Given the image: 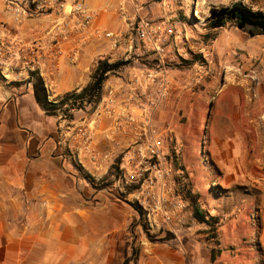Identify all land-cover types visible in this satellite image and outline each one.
I'll return each instance as SVG.
<instances>
[{
  "label": "rangeland",
  "instance_id": "374dc122",
  "mask_svg": "<svg viewBox=\"0 0 264 264\" xmlns=\"http://www.w3.org/2000/svg\"><path fill=\"white\" fill-rule=\"evenodd\" d=\"M83 1L94 9L108 7L107 13L101 12L104 31L122 28L115 12L117 0ZM184 1L197 6L199 19L192 15L188 37L181 44V52L187 60L169 68L166 76L172 89L156 108L154 119L160 125H169L176 137L180 165L186 170L181 181L187 186L188 194L184 189L182 193L189 202V211L182 228L176 233L150 230L149 233L154 237L153 242L159 244L198 240L203 246L204 259L212 264H264V36L249 37L230 24L210 29L205 20L211 8L241 1L253 10L264 9V0ZM10 4L12 8L19 5L26 7L27 20L35 19L43 23L45 30L54 22V13L38 9L33 0H3L6 15H9ZM153 10L160 13L159 6H154ZM2 24L4 22L0 21ZM35 39L32 37L28 41ZM93 44L103 47V55L92 64L93 71L99 60L109 59L110 64L128 62L111 71L107 78L126 81L131 67L137 68L146 62V57L134 56L139 52L131 54L127 60L113 55L111 44L103 33ZM76 106L82 111L76 110L72 114L66 112L67 107L61 106L68 118L64 129L73 126L72 120L91 117L93 104L79 103ZM111 125L112 119L103 118L106 148L103 151L111 150L106 139L108 134L120 144L114 148V154L118 155L127 146L128 140L119 133L108 131ZM227 142L230 143V152L232 148L236 150V159L221 153ZM233 162L236 171L231 174L229 171ZM111 172L114 173L112 167L103 171L102 178L108 176L103 186L111 189L106 187L103 190L117 198L120 196L115 192L118 189L114 187ZM101 179L92 180L96 184L95 189L101 188ZM124 194L126 199L120 197L121 200H117L129 208L127 202H131L128 201L127 191ZM191 199L197 200L208 216L214 218L212 226L199 224L194 219ZM124 217H127L126 211ZM137 225L140 228L137 235L134 233V240L149 241L139 215L138 219L130 222L128 230L131 227L135 230ZM134 252L138 253L136 249Z\"/></svg>",
  "mask_w": 264,
  "mask_h": 264
},
{
  "label": "crops",
  "instance_id": "0c3cea01",
  "mask_svg": "<svg viewBox=\"0 0 264 264\" xmlns=\"http://www.w3.org/2000/svg\"><path fill=\"white\" fill-rule=\"evenodd\" d=\"M3 7L0 0L7 42L14 38L25 44L46 31L35 19L18 24ZM102 30L100 16L90 39L78 46L75 62L68 58L74 41L60 46L59 66L52 77L56 99L89 83L92 64L103 55V47L93 44ZM21 51V46L0 47V264H122L134 249L135 264H212L204 259L198 240L169 244L134 240L140 226L135 230L128 226L138 219L137 213L103 188H94L92 180L101 179L103 169L88 160L82 140L69 136L59 116L47 114L35 101ZM90 119L71 122L86 125ZM93 138L97 149H106L103 119ZM229 145L221 153L236 159V150L230 152ZM230 166L229 173L234 174V162Z\"/></svg>",
  "mask_w": 264,
  "mask_h": 264
},
{
  "label": "built area",
  "instance_id": "2783aa9c",
  "mask_svg": "<svg viewBox=\"0 0 264 264\" xmlns=\"http://www.w3.org/2000/svg\"><path fill=\"white\" fill-rule=\"evenodd\" d=\"M33 2L37 3L38 9L54 13L53 24L34 41L21 45L14 38L7 42L2 24L0 47L4 43L12 47L21 46L24 61L28 63L29 82L32 84L39 79L47 100L57 103L59 100L54 97L52 77L59 66L60 46L74 41L68 58L75 62L79 57L78 46L90 39L94 23L101 12L107 13L109 9L91 8L83 0ZM188 3L184 0H117L115 12L122 28L103 30L100 34L103 33L110 42L113 55L127 60L131 54L139 52L134 56L146 57V62H142L140 67H131L126 81L106 77L91 119L86 125L71 122L73 126H67L71 138L76 142L82 140V151L98 170L106 172L112 167L114 187L123 193L127 191L128 201L139 208L143 222L151 232L176 233L182 228L189 211V202L181 189L184 181H181L176 137L169 125H160L154 119L156 108L172 89L166 76L169 68L187 60L181 52V44L188 37L192 15L199 19L197 6ZM154 6L160 7L157 17L150 15ZM8 12L18 24L27 20L26 7L12 8L10 4ZM31 56L36 59L29 61L27 58ZM107 61L110 63L109 59ZM79 103L91 106L85 100H68L63 106L67 107L68 114H72L76 110L82 111L76 106ZM55 112L63 125L67 123L64 109L60 107ZM105 117L112 119L108 131L119 133L128 140L118 155L114 154V148L120 144L108 134L106 139L111 150L100 151L95 146L93 132Z\"/></svg>",
  "mask_w": 264,
  "mask_h": 264
},
{
  "label": "trees",
  "instance_id": "16d2710c",
  "mask_svg": "<svg viewBox=\"0 0 264 264\" xmlns=\"http://www.w3.org/2000/svg\"><path fill=\"white\" fill-rule=\"evenodd\" d=\"M207 25L210 29L222 28L226 24H230L242 33L247 34L249 37L264 36V9L253 10L251 7L246 6L241 1H236L229 6H222L219 8H211L208 17L205 19ZM128 62L116 61L114 63H108L107 59L99 60L97 65L92 72V82L83 87L79 92H70L63 96L61 100L57 103H52L47 100L44 87L39 79L32 81V89L35 101L44 109V111L50 115V113L55 112L58 108L63 106L68 100L72 101H86V103L93 104L94 108L100 101V89L107 77V73L111 71L120 69L125 66ZM29 75L32 77L33 73L30 72ZM93 108V109H94ZM179 170L181 171L182 177L186 174V170L183 166L179 164ZM113 173V172H111ZM108 176L100 180L101 188H108V186H103V181L107 180ZM183 189L188 194L187 186L185 182L183 183ZM115 192L123 199H126L124 193H120L117 190ZM193 207V217L199 224H206L212 226V219L208 216L203 206L195 199H191ZM127 204L139 215L140 219L141 212L139 208L132 203L127 202ZM143 231L150 242H153L154 237L149 233L147 225L143 222ZM218 240H215L217 242ZM155 243V242H153ZM218 244V242H217ZM211 250V261H213ZM135 252L133 251L131 256L126 258L122 264H135Z\"/></svg>",
  "mask_w": 264,
  "mask_h": 264
},
{
  "label": "water",
  "instance_id": "95a60500",
  "mask_svg": "<svg viewBox=\"0 0 264 264\" xmlns=\"http://www.w3.org/2000/svg\"><path fill=\"white\" fill-rule=\"evenodd\" d=\"M117 198L121 200V198H120V197H117Z\"/></svg>",
  "mask_w": 264,
  "mask_h": 264
}]
</instances>
